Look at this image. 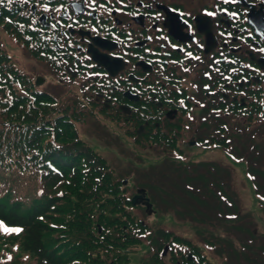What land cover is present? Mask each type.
I'll return each instance as SVG.
<instances>
[{"label":"trees","instance_id":"1","mask_svg":"<svg viewBox=\"0 0 264 264\" xmlns=\"http://www.w3.org/2000/svg\"><path fill=\"white\" fill-rule=\"evenodd\" d=\"M31 87L0 49V222L22 232L0 231V264H128L143 228L119 177L77 139L66 110L58 117L59 103ZM245 107L238 115L256 121ZM204 176L186 183L207 195ZM217 180L214 189H221Z\"/></svg>","mask_w":264,"mask_h":264},{"label":"flooded vegetation","instance_id":"2","mask_svg":"<svg viewBox=\"0 0 264 264\" xmlns=\"http://www.w3.org/2000/svg\"><path fill=\"white\" fill-rule=\"evenodd\" d=\"M53 55L49 66L62 79L80 72L101 74L102 99L118 117H154L155 104L178 71L209 74L227 66L264 76V0H10ZM105 57L111 77L94 61ZM241 56H243L241 58ZM241 60L244 63H241ZM256 78V76H253ZM136 97V99H131ZM160 108V105H157ZM114 113V112H113ZM110 114V115H111ZM171 259L175 264L196 260Z\"/></svg>","mask_w":264,"mask_h":264},{"label":"rangeland","instance_id":"3","mask_svg":"<svg viewBox=\"0 0 264 264\" xmlns=\"http://www.w3.org/2000/svg\"><path fill=\"white\" fill-rule=\"evenodd\" d=\"M0 44L10 53L21 73L30 78L41 76V79L46 80L40 85L41 89L49 90L58 97L63 96L69 89L80 94L77 87L78 85L82 87L83 79H78L72 85H64L67 88L58 91L56 79H49L47 75L48 73L51 78L49 68L32 65L31 56L1 31ZM229 93L235 94L233 91ZM68 96L72 97L69 94ZM245 97L239 95L241 101L237 104L245 102ZM261 105L264 109V101ZM180 117L181 115L169 120L175 122ZM77 119L79 123H76V129L80 138L104 158L118 176H121L122 187L127 196L138 197L133 212L151 230L142 239L140 246L132 250L136 253L131 256L130 264H154L153 259L156 254L161 255L162 244L168 241L165 238L156 239L157 227L171 230L173 233L169 232L170 235H176L181 239V243L187 244L193 254L206 256L210 264H236V260L230 262V258L233 255L241 258L244 257L243 254L248 255L249 246H252L253 252L258 253V249L254 247L245 230L238 236L230 223H225L224 218H219L218 212L212 210V202L215 198H208L207 203L203 201L204 205L199 206L209 211L195 213V219L191 222L180 220L184 215H177L174 210L167 212L160 210L165 208L188 210L186 207L190 206L187 202L194 204L192 200L187 201L192 187L186 183V180L194 175H200L202 159L210 158L226 165L225 174L229 177H226L227 194L223 196L221 203L238 215L251 218L250 223L255 232L264 234V120L246 126L242 120L229 117L222 131L225 138L228 137L221 146L222 155L209 154V151L212 152L209 148L202 149L187 142L188 148H184L183 155L168 157L161 155L163 147H150L148 143L143 145L141 142L137 146L131 145V136L122 124H115L107 118H94L89 113H84ZM181 120L183 121V118ZM185 138H187L186 134ZM247 164L253 166L249 172L246 169ZM13 189L26 193L17 183L14 184ZM197 196L199 197L200 194ZM140 213L142 215H139ZM237 238L239 240L236 243ZM171 256L173 254L168 253L165 258L161 257V262L175 264L171 262ZM241 258L239 264H246Z\"/></svg>","mask_w":264,"mask_h":264},{"label":"snow or ice","instance_id":"4","mask_svg":"<svg viewBox=\"0 0 264 264\" xmlns=\"http://www.w3.org/2000/svg\"><path fill=\"white\" fill-rule=\"evenodd\" d=\"M0 228H2L3 231H5V232H10V231L18 232L19 231V229H8V228H4L2 224H0Z\"/></svg>","mask_w":264,"mask_h":264}]
</instances>
